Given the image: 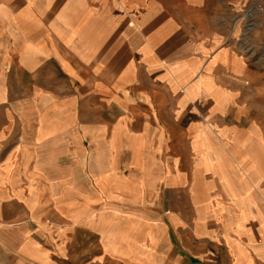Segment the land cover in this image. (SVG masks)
Masks as SVG:
<instances>
[{"label":"crops","instance_id":"0c3cea01","mask_svg":"<svg viewBox=\"0 0 264 264\" xmlns=\"http://www.w3.org/2000/svg\"><path fill=\"white\" fill-rule=\"evenodd\" d=\"M247 1L0 0V264H264Z\"/></svg>","mask_w":264,"mask_h":264},{"label":"rangeland","instance_id":"374dc122","mask_svg":"<svg viewBox=\"0 0 264 264\" xmlns=\"http://www.w3.org/2000/svg\"><path fill=\"white\" fill-rule=\"evenodd\" d=\"M228 3L221 13L220 21L230 28L238 29V46L241 53L248 59H244L247 70L253 73L255 78L247 80L241 77L235 80L239 83V101L247 108L246 123H256L264 134V0H249L243 8L233 9ZM232 116L227 117L231 119ZM197 117H192V120ZM258 131L261 133L259 128ZM175 140L170 144V151L182 153L184 159L180 161V167L188 168L190 164L189 148L182 141L179 128H174Z\"/></svg>","mask_w":264,"mask_h":264}]
</instances>
